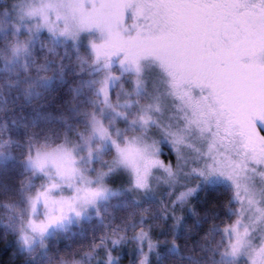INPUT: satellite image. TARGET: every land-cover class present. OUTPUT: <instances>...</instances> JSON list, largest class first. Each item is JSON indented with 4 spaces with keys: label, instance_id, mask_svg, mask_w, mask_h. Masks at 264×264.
Wrapping results in <instances>:
<instances>
[{
    "label": "snow or ice",
    "instance_id": "1",
    "mask_svg": "<svg viewBox=\"0 0 264 264\" xmlns=\"http://www.w3.org/2000/svg\"><path fill=\"white\" fill-rule=\"evenodd\" d=\"M60 8L67 11L61 13ZM49 9L56 13L57 22L50 21ZM37 12L42 18L40 27L49 32L59 31L73 39L93 29L99 33L100 39L89 44L93 63L102 64L106 70L97 89L106 107H113L110 85L128 73L134 77L133 93L139 96L146 91L143 74L147 65L158 73L164 96L179 119L173 126L161 125L153 118V112L163 110L160 96L141 106L137 118L130 122L133 129H141L138 135L128 136L119 129L113 134L93 113L91 135L85 143L93 137L110 142L114 156L107 162L108 168L98 174L100 182L95 187L78 188L70 199L49 195V190L59 187L56 183L40 191L38 196L61 215H50L47 223L30 221L28 227L43 234L68 210L80 216L77 203L87 205L106 199L109 189L103 184L104 177L117 167L131 173L132 187L138 190L150 188V177L157 169L166 173V183L174 185L188 164L184 150L190 149L203 165L191 168L189 174L199 175L209 185L214 176L225 177L234 185V199L241 201V208L238 219L224 231L231 230L234 237L231 254H239L249 236L247 227L240 228L239 217L246 211L244 202L255 208L256 222L264 221V207L258 205L255 185L249 183L252 177L248 176L251 171L264 180V0H49L30 15ZM61 19L62 27L58 23ZM20 49L19 45L14 47L13 53ZM114 57L119 58L118 73L113 72ZM131 106L130 100L119 105ZM116 115L127 118L122 111ZM151 125L162 129L174 151V161L165 163L160 158V143L149 144L144 138L142 133ZM92 151L90 147V157ZM28 161L39 171L51 165L61 179L70 180L78 171L73 150L65 144L40 145L35 154H29ZM198 188L181 192L177 200L186 202ZM175 219L179 224L181 217ZM136 238L143 241L148 233L141 231ZM23 239L30 242L26 235ZM122 239H113L112 243L117 245ZM148 246L152 249L155 244L149 239ZM108 259L110 264L111 255ZM147 259L145 255L140 264H147ZM251 259L252 264H264V246L254 249Z\"/></svg>",
    "mask_w": 264,
    "mask_h": 264
},
{
    "label": "rangeland",
    "instance_id": "2",
    "mask_svg": "<svg viewBox=\"0 0 264 264\" xmlns=\"http://www.w3.org/2000/svg\"><path fill=\"white\" fill-rule=\"evenodd\" d=\"M49 0H7V3H3L5 6L0 8V68L10 69L12 75H22L27 78L28 81L32 77L33 79H38L42 86H47V84H42L46 81L49 82V77L52 74L51 69L56 68V62L59 59L61 49L59 46L64 47V54L61 53L62 62L65 66L66 62L71 61L74 58L75 67L74 72L77 83L85 81L83 86L78 87V94L80 101L76 100L74 107L77 111L80 110L81 116L75 113L72 117V121L81 120L83 124L82 130L77 129V138H70V136H64V138L54 144L48 145L50 147H55L59 144H65L68 148L73 150V154L76 160L75 167L78 169L76 174L70 179H61L56 174V170L49 165L44 171H39L34 169L29 161V154H35L36 149L33 148L32 151H28L24 157L25 165L28 170H30L29 178L26 181L25 190L22 191V197H17L22 200L25 209V215L21 216V221L19 223V229L17 233V243L21 249L31 250L36 248L37 245L41 247L44 251L49 239L55 237H60L61 235L65 237H70L76 231L80 230V225L82 223L87 227V221H99L101 220V210L106 209L110 206L112 201V192L116 189L106 182H113L114 179H118L119 173H125L128 177V188H125L126 192H129L135 188L132 187V176L131 173L123 167H117L114 170H120L121 172H110L108 176L104 177L103 184L109 189L107 198H99L93 204L83 205L80 203L76 204V207L81 212L80 216H77L74 211L68 210L63 214V219L56 223L49 224L46 231L41 234L39 232H33L29 227V222L33 223H47L50 215H61L58 209L50 208L46 205L44 199L38 196V193L42 190H48V186L52 183H56L59 187L49 190V195L53 198H72L76 196L77 189L85 186L95 187L100 181L98 180V174L102 170L108 168V161H111L114 156V150L110 144L102 143L98 138L93 137L89 143H85V138L91 135L90 118L93 113H95L105 125L108 126L109 130L115 134L116 130L119 129L123 134L132 136L141 134V129L136 126L134 129L130 126V122L137 118L141 106L148 105L153 102L156 96L161 97L162 102V112H153L152 116L154 119L158 120L161 125H167L171 123L173 126L176 125L179 114H175L172 107L171 101L164 96V86L158 78V73L156 70L150 66H145L143 78L145 81V89L141 95L137 96L133 93V74L128 73L121 77L120 80L116 81L114 85H110V99L112 108L105 106L102 95L97 94V89L101 86L102 81L106 75V70L103 68L102 64L93 63V55L90 48V40H99V33L93 29L88 32H81L76 39H73L66 35H60L59 31L49 32L47 28L40 27L42 23V18L37 12L35 15H30L33 9H39ZM8 4V5H7ZM61 13H65L67 9L60 8ZM50 21H56V13L49 9L48 10ZM130 15V13H126ZM59 25L63 26V19L58 21ZM46 45L48 50H53L54 66L51 68L49 65L43 64L45 56H37L35 53L36 48H40L41 44ZM21 46L18 53H13V48L16 46ZM73 55V56H72ZM118 57L113 58V72H119ZM59 62V64H61ZM62 67V68H63ZM60 70L59 68H56ZM54 70V69H53ZM69 73L66 72V75ZM0 76H3L0 74ZM86 76V79H83ZM21 77V78H22ZM74 81V82H75ZM49 84V83H48ZM132 101V106L130 108H120L119 105L123 104L125 101ZM122 111L126 114L127 118H122L116 115V112ZM146 141L151 144L153 141H158L160 143V158L167 163L169 160H175V154L171 148L168 141L165 139L163 131L160 127L156 125H151L145 132L142 133ZM123 139V135L120 137ZM43 145V144H40ZM98 146L100 151L97 152ZM91 147L92 156H89V148ZM185 155L188 157V164L184 167L183 172L178 176L177 182L173 185L165 182L166 173L163 170L157 169L153 171V175L150 177V188L144 193V199H154L158 201L162 199L165 194H169L173 198L172 194H175V198L181 192L187 191L189 188H195L199 185V188L203 190L202 199H207L211 197V193L216 196H220L223 193V187H227L230 191V201L231 208H227V212L231 210V215L229 218L221 221L222 215L218 214V218H215L219 231H215L213 228V220L207 223L208 232L210 234L222 235L224 240L221 246L207 244L205 249L207 251L215 252L217 251L219 255L216 257V261L212 264H252V256L254 255V249L264 246V221L256 222L255 218L257 213L254 207H248L247 202H244V207L246 211L241 219L240 224L241 230L247 227L249 230V236L247 238V243L241 248L239 254L232 255L230 251V245L234 241V237L229 230L227 233L224 231L226 226L233 224L235 220L238 219L237 213L241 208V201L234 199L235 189L232 182L222 176H214L210 182H205L197 174H189L190 169L193 167H200L203 165V160L196 161V154L190 149H185ZM169 153L171 155H169ZM165 155V156H163ZM248 176L252 177L249 181L250 184L254 183L257 191V201L260 207H264V180L261 179L259 175L254 172L249 171ZM83 177V178H82ZM36 180V182L34 181ZM90 181V182H89ZM219 185V186H218ZM214 188L213 192L210 188ZM129 189V190H128ZM121 190V189H120ZM137 191H142L135 189ZM146 191V190H143ZM120 191H118L119 193ZM243 195V193H242ZM172 201V199H171ZM17 204V203H16ZM182 207V206H181ZM175 207V208H181ZM185 211L192 210L191 206L184 207ZM183 211L179 213L178 209L175 211L167 210L165 211L168 216L179 217L183 215ZM22 212V211H21ZM215 214L219 213L216 209ZM135 222V217L130 216L129 219L125 221H119V226L122 231H127L131 233L134 238L141 231L147 232L143 227L132 230V226ZM219 223V224H218ZM91 226V224H90ZM128 227V229H127ZM93 228V227H92ZM94 229V228H93ZM214 230V231H213ZM123 231V232H124ZM64 232L68 235L64 236ZM213 232V233H212ZM28 236L30 238L29 243H25L23 237ZM107 235L104 233V236ZM149 236V234H148ZM211 240V236H207ZM102 236L96 240L101 243ZM137 239V238H136ZM138 240V239H137ZM95 241V244H96ZM141 242V240H138ZM147 241V239L143 240ZM142 241V242H143ZM51 241L49 245L52 243ZM69 258V256L67 257Z\"/></svg>",
    "mask_w": 264,
    "mask_h": 264
},
{
    "label": "trees",
    "instance_id": "3",
    "mask_svg": "<svg viewBox=\"0 0 264 264\" xmlns=\"http://www.w3.org/2000/svg\"><path fill=\"white\" fill-rule=\"evenodd\" d=\"M3 3L6 4L7 0H0V8L5 6ZM59 48L64 54L65 48ZM35 53L45 56L43 64L47 63L51 68L54 66L53 50H48L45 43L36 48ZM61 53L55 65L60 70L53 67L49 82L42 83L47 86H42L38 79L31 77L28 81V77L12 75L10 69L0 68L3 75L0 76V264H109V255L112 257L110 264H140L145 255L148 257L147 264L217 262L218 252L207 251L205 247L207 244L213 248L214 245L221 246L224 238L207 233L210 229L207 223L213 220L212 229L219 231L214 219L218 218V214L222 215L220 222L230 217L232 212L226 210L232 205L227 187H223L222 195L211 193L207 199H202L203 190L198 188L183 203L176 200L175 194L172 198L165 192V196L158 201L143 200L147 190L126 192L128 177L120 170L112 171L121 172L113 182L107 181L106 177L107 184L120 192L112 195L111 204L104 212L101 210V220L91 221V226L87 221V227L84 226L86 223H82L80 230L70 237L50 238L44 251L38 245L31 250L18 246L17 233L25 209L22 208V200L17 197H22L30 173L24 161L26 153L40 144L54 145L64 136L77 138V129L83 128L82 121H72V117L75 113L81 116L80 110L77 111L73 104L76 100L80 101L78 87L83 86L85 81L76 82L73 65L79 63H75L73 57L63 67ZM214 188L210 191L213 192ZM188 205L192 210L185 211L184 207ZM168 209H178L179 213L184 209L179 224L175 217L165 212ZM216 209L217 214L214 212ZM130 216L135 217L132 230L145 228L149 234L147 240L155 244L154 248L150 249L147 241L139 242L128 230L122 231L118 222ZM104 233L107 235L104 236ZM63 234L68 235L66 232ZM99 235L102 236L101 243L96 241ZM121 237L123 239L119 244L112 243L113 239Z\"/></svg>",
    "mask_w": 264,
    "mask_h": 264
}]
</instances>
